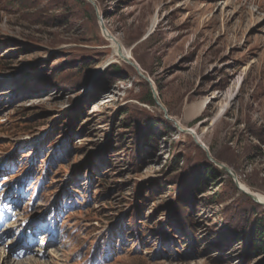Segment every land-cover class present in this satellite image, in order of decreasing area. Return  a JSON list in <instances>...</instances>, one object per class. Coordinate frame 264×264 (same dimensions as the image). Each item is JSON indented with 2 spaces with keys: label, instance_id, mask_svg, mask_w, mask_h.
I'll return each instance as SVG.
<instances>
[{
  "label": "rangeland",
  "instance_id": "rangeland-1",
  "mask_svg": "<svg viewBox=\"0 0 264 264\" xmlns=\"http://www.w3.org/2000/svg\"><path fill=\"white\" fill-rule=\"evenodd\" d=\"M90 1L0 0V264H264V207L141 102L264 196V0Z\"/></svg>",
  "mask_w": 264,
  "mask_h": 264
},
{
  "label": "bare ground",
  "instance_id": "bare-ground-1",
  "mask_svg": "<svg viewBox=\"0 0 264 264\" xmlns=\"http://www.w3.org/2000/svg\"><path fill=\"white\" fill-rule=\"evenodd\" d=\"M100 13V12H99ZM98 13V14H99ZM100 15L101 14H99V17H100ZM104 33H106L105 34V40L106 41H108L109 42V44H110V47H111V49H112V52L114 53V59L113 60H120L121 61V59L119 58V56H118V51L120 50V53H121V55L125 58V59H127L128 61H130V59H129V54H128V52L124 49V47L122 46V44H121V42H119V40H117L112 34H111V32L108 30V29H106L105 28V30H104ZM104 35V34H103ZM107 35V36H106ZM121 62H123V61H121ZM134 62V61H133ZM124 63V62H123ZM125 64V63H124ZM242 76H240V78H241ZM239 84H240V79H238L237 81H236V86H235V90L237 89V87L239 86ZM234 90V91H235ZM233 91V92H234ZM232 92V93H233ZM235 95H232V96H230V97H228V101L226 102V104H225V106L224 107H222L221 109H220V112H219V114H222L224 111H226V109H228L229 108V106H230V104H231V100L233 99V97H234ZM206 105V101H204L203 103H202V105H201V108H200V110H202V109H204V106ZM216 121V120H215ZM177 123V122H176ZM180 126V125H179ZM181 127V126H180ZM181 129L183 130V129H185V128H182L181 127ZM192 133H194V135H195V137H196V139H197V142L198 143H202L201 141H200V138H199V136H197L196 135V133H195V131L194 130H190ZM183 135H186V134H184V133H182ZM207 149V148H206ZM239 182V187H240V189L241 190H243V194H250V196L251 197H253L254 198V202L256 203V204H258V205H262V206H264V196L263 195H261V194H259V193H256V192H252L247 186H245V185H243V184H241V182L240 181H238ZM3 234V233H2ZM2 234H0V237H2L1 235ZM17 236H19V235H17ZM2 238H5V236L4 237H2ZM31 238V237H30ZM6 240V239H5ZM4 241V240H3ZM17 249V251L16 252H18V254H16V256L17 257H19V258H22V257H24V256H27V255H30L28 258H31V257H33V256H35V257H38L37 255L38 254H35V250H34V248H33V246H22V247H17L16 248ZM20 250V251H19ZM41 256H39L38 258H40Z\"/></svg>",
  "mask_w": 264,
  "mask_h": 264
},
{
  "label": "trees",
  "instance_id": "trees-1",
  "mask_svg": "<svg viewBox=\"0 0 264 264\" xmlns=\"http://www.w3.org/2000/svg\"><path fill=\"white\" fill-rule=\"evenodd\" d=\"M80 3L84 7L86 5L84 0H80ZM110 71H114L116 73H119V68L116 64H112L109 66ZM143 104H147L150 106L154 105V100L151 94V91L148 90L147 92V98L143 101H141ZM211 170L217 171V169L214 168V166L210 163L205 164L202 168H197L192 171V177L195 182V188L199 190V192L203 193L204 189H207L209 187V183L211 180ZM251 233L253 236V247H255L258 250H264V227L263 224L260 223V220H256L251 224Z\"/></svg>",
  "mask_w": 264,
  "mask_h": 264
},
{
  "label": "water",
  "instance_id": "water-1",
  "mask_svg": "<svg viewBox=\"0 0 264 264\" xmlns=\"http://www.w3.org/2000/svg\"><path fill=\"white\" fill-rule=\"evenodd\" d=\"M84 1L90 3V4L93 6V4H92V2H91L90 0H84ZM95 10H96V12L98 13V10H97L96 7H95ZM98 19L101 21V17H98ZM102 29H103V34H104V37H105V34H106V33H104L105 28H104L103 26H102ZM106 36H107V35H106ZM105 38H106V37H105ZM117 53H118V56H119V58L121 59V61H123V62L126 63V64H129L130 66H132V67L135 69L136 73L138 74V76H139L140 78H142V79L145 80L146 82L150 83V80H149L144 74H142L141 69L137 66V64H136L135 62H132L131 60L128 61L127 59H125V58L121 55L120 50H119ZM150 84H151V83H150ZM151 86H152V85H151ZM150 88H151L150 91H151V94H152V97H153L154 103H155V105H156V106H157V107H158V108L164 113L165 118L168 119L169 121H172V122L174 123L175 128H176V130H177L178 132H180V133H184V134H186V135H190V136H192V138H193V140H194V143H195L197 146H199V148H201V149L206 153V157H207V159H208V160H209V161H210L215 167H217L218 169H220V170H222L223 172H225V173H227L228 175H230V176L232 177V179H233V181H234L236 187H237L238 190H239V189H240V187H239V182L237 181V178H236V177L232 174V172L229 170V168H227L225 165H223V164H221V163H218V162L214 161V160L210 157L208 149H206V147H205L203 144H200V143L197 142V139H196L194 133H192V132L190 131V129H183V130H182L178 123H176L175 121H173L172 119H170V118L167 116V111H166V109L162 106V104H161V103L159 102V100H158L156 90L153 88V86L150 87ZM241 191L243 192V190H241ZM243 193H244V192H243ZM246 196H248V197H250L252 200H254V198L251 197L250 194H246ZM261 206H262V205H261ZM263 207H264V206H263Z\"/></svg>",
  "mask_w": 264,
  "mask_h": 264
},
{
  "label": "crops",
  "instance_id": "crops-1",
  "mask_svg": "<svg viewBox=\"0 0 264 264\" xmlns=\"http://www.w3.org/2000/svg\"><path fill=\"white\" fill-rule=\"evenodd\" d=\"M189 113V112H188Z\"/></svg>",
  "mask_w": 264,
  "mask_h": 264
}]
</instances>
